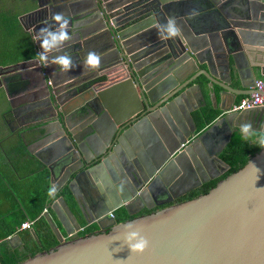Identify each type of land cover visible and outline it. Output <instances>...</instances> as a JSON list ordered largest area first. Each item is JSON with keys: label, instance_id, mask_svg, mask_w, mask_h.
<instances>
[{"label": "water", "instance_id": "water-1", "mask_svg": "<svg viewBox=\"0 0 264 264\" xmlns=\"http://www.w3.org/2000/svg\"><path fill=\"white\" fill-rule=\"evenodd\" d=\"M193 1L199 0L16 3L32 56L0 65V89L14 119L22 115V122H31L17 133L29 168L46 195L57 187L34 222L57 244L20 264H264V149L206 194L171 204L227 171L219 154L242 122L264 129V107L228 112L257 79L238 56L243 45L264 38V0H247L251 6L215 27L189 17ZM208 1L211 7L220 3ZM55 13L70 18L73 41L56 53L68 52L76 61L67 73L35 58L41 49L33 37L54 24ZM168 17L177 20L183 38H159L154 22ZM229 28L238 37L229 45L215 43L216 30ZM89 51L102 57L97 70L83 68ZM100 74L115 80L104 86ZM203 87L212 102L223 104L208 124ZM118 88L126 111L116 115L107 93ZM158 191L168 199L155 203ZM166 204L127 222L109 216L116 209L131 216ZM129 224L150 240L143 255H131L124 245ZM91 226L110 231L79 236ZM28 234L41 247L34 229ZM4 243L11 250L24 246L17 235Z\"/></svg>", "mask_w": 264, "mask_h": 264}, {"label": "crops", "instance_id": "crops-1", "mask_svg": "<svg viewBox=\"0 0 264 264\" xmlns=\"http://www.w3.org/2000/svg\"><path fill=\"white\" fill-rule=\"evenodd\" d=\"M220 3L222 9H198L196 11L197 15H195L196 18L202 19L201 21L206 27H215L217 24L226 23L228 17L240 15L245 6H251L247 0H220ZM188 6L191 11H194L190 5ZM13 10L14 12L16 11L15 9ZM17 27L19 31L15 30V41L17 40V35L20 32H24L18 21ZM237 31L236 28L216 30L218 42L217 40L214 41L222 46L225 43L229 45L234 37H238ZM257 33L259 35L261 32ZM13 57H18V48L15 49ZM238 61L243 68L253 70L257 75V79H264V76L260 74V67H264V38L260 36L255 39L252 45H243ZM0 65L2 64L0 63ZM100 77L103 80H99V83L104 86L110 85L115 80L112 74H100ZM118 89H111L107 93L108 106L116 115L126 111V104L123 100L124 94L122 95L123 98H121L123 88ZM202 96L210 111L219 112L218 108L223 104L219 103L218 98L215 102H212L211 95L205 87L202 89ZM0 100L2 103H6L2 89H0ZM225 104L228 106V103L225 102ZM0 115V235L7 229L12 230V234L8 237L14 235L21 237L22 234H28L30 229H34L36 234V223L30 229L19 230L21 223L35 221L38 218L47 197L40 176L29 168L27 162L30 156L27 148L24 147L17 137V133L22 128L29 126L31 122H22L23 120L19 122L13 121L8 113L2 111ZM31 151H33L32 148ZM17 244L18 242L14 241V245L16 246Z\"/></svg>", "mask_w": 264, "mask_h": 264}, {"label": "trees", "instance_id": "trees-1", "mask_svg": "<svg viewBox=\"0 0 264 264\" xmlns=\"http://www.w3.org/2000/svg\"><path fill=\"white\" fill-rule=\"evenodd\" d=\"M1 2L3 3H1L0 5V7H2L0 8L1 11L0 12V42L3 43V41L7 37V33L14 34L15 30L19 31L17 27V16L20 14V12L17 11L14 12L13 9H9L8 5L13 4V2H10V0H6L5 3L3 0H1ZM3 4L5 7L2 6ZM14 5L16 4L14 3ZM14 41H15V36H14ZM16 48H18V57L14 58L13 54ZM31 56H32V48L30 45V41L24 32H20L17 35V40L15 42H9V45L6 47V56L5 58L0 59V63L2 65L11 64L29 58ZM99 80H103V78L100 77ZM237 99H239V97H237ZM217 113L218 112L210 111L208 109V112L206 113L207 124L213 120L215 114ZM198 126L199 128H203L205 125L199 123ZM260 150L261 148H259L258 146H254L250 142L243 140L240 131L235 130L234 132H232L228 143L226 144L223 151L219 155L220 160L225 165L228 166L227 171H225L218 178L210 180L200 185L198 188L194 189L192 192L185 195V197H182L181 199L177 200L176 203L192 200L197 196L206 194L211 188H213L216 185L218 181L224 179L227 175L232 174L237 170L241 169L245 165L247 160L256 153H258ZM43 185L44 188H46L44 183ZM118 221L122 222L124 221V219L122 218ZM40 224L41 225H37L36 236L39 239L41 247H37L36 244L31 239L30 235L25 233L21 235V238L24 241V246L11 250L4 243V240L6 239V237L12 234L11 232L12 230L11 229L5 230L3 234L0 235V264H20L21 262L34 256L39 252H46L49 249L55 247L57 243L54 240L53 236L49 233V231L46 228L42 229L41 226L43 224L42 223Z\"/></svg>", "mask_w": 264, "mask_h": 264}, {"label": "clouds", "instance_id": "clouds-1", "mask_svg": "<svg viewBox=\"0 0 264 264\" xmlns=\"http://www.w3.org/2000/svg\"><path fill=\"white\" fill-rule=\"evenodd\" d=\"M197 15L196 12H190L189 17ZM54 24H48L41 28L33 37V40L39 43L41 51L36 53V59L41 65H56L58 69L67 73L77 67L76 61L68 52L59 53L66 44L73 41V36L69 32L70 18L63 13L52 15ZM154 27L158 31L161 40H172L183 38L182 29L175 18L168 17L165 22H154ZM102 57L95 51H89L83 59L84 70H97L101 65ZM239 131L243 140L250 142L254 146L264 149V129H255L251 122H242ZM57 187L53 184L48 190V197L55 198ZM46 211V209H45ZM35 221H33L34 224ZM126 235L124 245L130 250L131 255H143L150 248V240L133 225L125 226Z\"/></svg>", "mask_w": 264, "mask_h": 264}, {"label": "flooded vegetation", "instance_id": "flooded-vegetation-1", "mask_svg": "<svg viewBox=\"0 0 264 264\" xmlns=\"http://www.w3.org/2000/svg\"><path fill=\"white\" fill-rule=\"evenodd\" d=\"M4 1V3L6 2V0H3ZM18 1L19 0H10V2H13V4H11V5H8L9 6V9H15V7L17 6V5H14V3L16 4V3H18ZM1 3H3V2H1V0H0V5H1ZM190 5V7L191 8H193V9H222V5H221V3H219V5H218V7H211V5H210V2L207 0V1H203V0H199V1H194V3H190L189 4ZM2 6H4V4L2 5ZM211 7V8H210ZM7 8V7H6ZM187 8L189 9V6H187ZM162 19H163V17H162ZM202 20V19H201ZM161 22V21H160ZM236 100H234V102H235ZM233 102V103H234ZM8 114L10 115V119L11 120H13V121H22V120H24V118H26V116L25 117H23L22 115L21 116H19V117H17V118H15L14 119V117L10 114V112H9V110H8ZM219 144H220V141H216L215 142V145H214V148L213 149H215V148H217L218 146H219ZM223 151V150H222ZM221 154V153H220ZM219 154V155H220ZM220 159V158H219ZM143 186L144 185H142V186H139V189H142L143 188ZM193 191V190H192ZM192 191H190V192H192ZM189 192V193H190ZM188 194V193H187ZM187 194H185V195H187ZM185 195L184 196H181L180 198H178V199H176V200H174L171 204H177L176 203V201L177 200H179V199H181L182 197H185ZM168 199V197L167 196H164V195H160L159 194V191H158V195L156 196V202L155 203H161L162 201H165V200H167ZM171 204H166V205H159L158 207H156V206H154L151 210H149V211H147L146 209H142V210H140L139 212H137L136 214H134V215H131V216H127L124 212H123V210L122 209H116L114 212H112L111 213V218H113L115 221H116V223H122V222H127V221H130V220H133V219H135V218H138V217H141V216H146V215H148V214H150V213H153V212H155V211H158V210H160V209H162V208H164V207H167V206H170ZM149 206H150V204H149ZM131 210H133L134 208H130ZM124 219V221H122V222H119L118 220H120V219ZM107 231H110V228L109 227H107V228H102V229H99V228H96L95 226H91V227H88V228H86V229H84V230H82V231H80L79 232V236H83V235H91V234H93V235H98V234H101V233H104V232H107Z\"/></svg>", "mask_w": 264, "mask_h": 264}, {"label": "built area", "instance_id": "built-area-1", "mask_svg": "<svg viewBox=\"0 0 264 264\" xmlns=\"http://www.w3.org/2000/svg\"><path fill=\"white\" fill-rule=\"evenodd\" d=\"M251 89L248 95L239 96V99L232 103L229 113L264 107V79H256ZM32 225L33 221H25L19 225V230L30 229Z\"/></svg>", "mask_w": 264, "mask_h": 264}, {"label": "rangeland", "instance_id": "rangeland-1", "mask_svg": "<svg viewBox=\"0 0 264 264\" xmlns=\"http://www.w3.org/2000/svg\"><path fill=\"white\" fill-rule=\"evenodd\" d=\"M2 13H3V11H2ZM2 33H3V31H2ZM9 42H15L13 33H7V37L3 41V43L0 42V59L5 58V56H6V47L9 45ZM1 111L4 112V113L5 112L8 113V104L5 103V102L2 103L1 100H0V112Z\"/></svg>", "mask_w": 264, "mask_h": 264}]
</instances>
